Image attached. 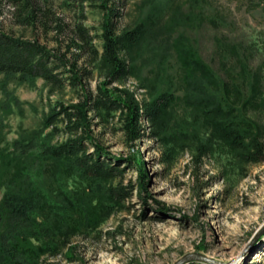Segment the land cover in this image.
Wrapping results in <instances>:
<instances>
[{
    "label": "rangeland",
    "instance_id": "rangeland-1",
    "mask_svg": "<svg viewBox=\"0 0 264 264\" xmlns=\"http://www.w3.org/2000/svg\"><path fill=\"white\" fill-rule=\"evenodd\" d=\"M123 1L119 28H132L152 17L157 19V29L149 34L153 38L134 52L132 74L113 85L129 90L138 102L165 90L183 95L185 72L165 39L172 43L175 38L184 40L214 74L205 92L231 103L244 123L259 125L257 137L264 146V105L248 99L251 94L264 98V1ZM1 8L0 25L5 30L32 37L29 29L12 23L8 5ZM86 14L84 23L98 33L101 11L87 8ZM95 44L100 48V40ZM102 78L92 67L86 88L95 91ZM234 94L243 97L238 99ZM81 96L80 86L65 84L49 93V86L40 78L20 81L0 73V194L16 169L14 141L30 139L40 144L62 140L61 134H51L50 127L43 126V117L55 100L67 104ZM92 122L95 138L113 155L128 154L115 118L98 124L93 116ZM141 124L144 134L134 148L141 151L145 162L148 180L144 193L148 198L138 197L137 173L129 167L123 184H134L131 197L123 201L125 207H116L107 216L95 207L98 187L93 182L68 175L35 154L21 160L36 187L57 204L65 205L64 194L68 195L76 205L68 209V215L81 218L82 225L70 235L67 246L56 256L41 258L52 264H173L186 253L200 252L215 260L207 264L256 260L257 252L244 251L264 225V161L241 163L220 141L209 145L201 117L180 98L170 108L166 127L167 132H188L180 134L184 135L180 137L183 147L170 139L150 136L147 121ZM38 219L42 220L41 216ZM30 240L38 244V240ZM192 261L197 260L183 264Z\"/></svg>",
    "mask_w": 264,
    "mask_h": 264
},
{
    "label": "trees",
    "instance_id": "trees-1",
    "mask_svg": "<svg viewBox=\"0 0 264 264\" xmlns=\"http://www.w3.org/2000/svg\"><path fill=\"white\" fill-rule=\"evenodd\" d=\"M4 4L8 5L6 11L12 23L29 29L32 37L17 35L0 25V73L7 79L20 81L40 78L49 86V93L65 84L80 86L82 96L67 104L55 100L43 117V126L50 127L51 134H61L62 140L54 143L43 140L40 144L30 139L14 141L12 157L16 169L0 194V264H52L41 257L56 256L82 225L81 218L68 215V209L76 206L68 195L64 194L65 205L57 204L34 185L25 171L26 164L21 161L31 154L55 163L68 175L75 174L93 182L98 187L95 207L107 216L116 207H125L123 201L131 197L134 184H123L129 167L137 173L138 197L148 198L144 193L148 180L145 162L141 151L134 148L135 141L144 134L142 120L150 127V136L170 139L183 147L180 137L184 135L180 134L188 132H167L166 127L170 108L180 98L201 117L207 127L209 145L220 141L241 163L264 161V146L257 137L261 127L254 122L253 127L248 121L244 123V119L236 116L231 103L205 92L204 87L211 86L214 74L186 41L175 38L172 43L169 38L165 39L166 47L174 51L185 72L183 95L165 90L138 102L129 90L113 85L132 74L134 52L152 37L149 34L157 29V19L149 17L132 28H119L123 0H0V14ZM87 8L102 13L98 33L84 23ZM96 39L101 42L100 48L95 44ZM92 67L103 76L95 91L87 89L85 83ZM234 96L242 99L243 94ZM248 99L264 105L261 94H251ZM93 116L97 117L98 124L116 119L129 148L127 155H113L95 138ZM114 181L117 182L113 184ZM80 210L86 212L84 208ZM31 238L38 240V244ZM263 242L252 250L258 253V258L245 264H264ZM67 257L72 259L70 254Z\"/></svg>",
    "mask_w": 264,
    "mask_h": 264
},
{
    "label": "water",
    "instance_id": "water-1",
    "mask_svg": "<svg viewBox=\"0 0 264 264\" xmlns=\"http://www.w3.org/2000/svg\"><path fill=\"white\" fill-rule=\"evenodd\" d=\"M263 238H264V225L261 226L258 230H256V232L253 234V236L251 237L249 244H248L247 248L245 249L244 253H246V251L247 252L252 251L254 249V247L257 244H259ZM191 260L204 261V262H208V263H214L215 262V260L206 256L203 253L190 252V253L184 254L181 258L176 260L173 264H183V263L191 261Z\"/></svg>",
    "mask_w": 264,
    "mask_h": 264
}]
</instances>
